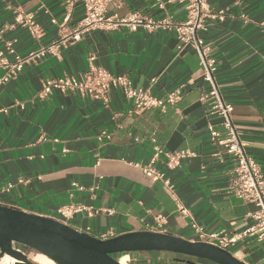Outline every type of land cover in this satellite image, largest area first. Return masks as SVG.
Here are the masks:
<instances>
[{
  "label": "crops",
  "instance_id": "0c3cea01",
  "mask_svg": "<svg viewBox=\"0 0 264 264\" xmlns=\"http://www.w3.org/2000/svg\"><path fill=\"white\" fill-rule=\"evenodd\" d=\"M161 2L163 10L154 0H118L107 9L118 17L138 12L155 20L185 19L184 4ZM207 3L224 19L208 20L200 37L215 61V79L232 106L244 150L264 173V0ZM25 15L33 18L36 37L15 22ZM82 17L79 0H0V50L11 43L25 58L59 41ZM177 46L175 34L165 30H95L54 56L31 60L1 84L0 205L55 220L59 208L83 205L96 214H76L65 224L105 240L151 231L193 242V224L228 234L250 226L255 208L231 192L235 164L209 140L207 126L215 119L200 101L206 85L199 58L191 48L179 53ZM90 56L110 74L127 76L135 88L159 99L180 90V100L164 111L134 113L119 89L110 92L108 104L59 91L40 95L47 79L82 75ZM5 71L0 68V77ZM155 146L194 153L172 170L162 156L152 165L171 190L144 172ZM230 253L246 264H264V244L254 240L238 243ZM131 264L180 263L133 254Z\"/></svg>",
  "mask_w": 264,
  "mask_h": 264
},
{
  "label": "built area",
  "instance_id": "2783aa9c",
  "mask_svg": "<svg viewBox=\"0 0 264 264\" xmlns=\"http://www.w3.org/2000/svg\"><path fill=\"white\" fill-rule=\"evenodd\" d=\"M154 1L158 8L164 9V3L161 0ZM172 1L184 4L185 6L186 16L181 22H173L169 17L155 20L142 16L138 12H131L125 17H118L116 14H110L107 9L109 4L116 5L118 0H79L83 10V17L70 32L63 34L59 41L41 47L25 58L16 54L11 43L6 44L5 48L0 50V68L6 70L4 75L0 77V86L8 82L10 78L16 76L26 63L34 59L44 58L47 55L54 56L60 48H66L67 45L77 43L84 34L91 31H111L125 27L130 31L143 29L147 32L158 30L173 32L178 40V52L181 53L187 48H191L199 58L202 70L201 80L206 85V90L202 94L200 101L206 107L208 116L215 119L214 124L207 126L209 140L213 145L222 147L224 153L235 164L231 192L237 200L255 208L254 212L250 215L252 224L238 233L228 234L223 231L218 233L204 232L202 228L193 224L192 229L195 238L193 242L210 243L229 253L238 243L244 242L247 239L264 244V173L259 165L247 156L244 150L231 117L232 106L224 101L215 79V61L208 57L209 49L200 37V34L206 31V22L208 20L222 21L224 15L222 12H213L207 0ZM15 22L27 27L31 36L36 37L38 35V29L32 17L28 15L17 16ZM51 23L55 25L56 21L52 19ZM9 56L12 57V61H9ZM94 60V56L88 58V68L78 77L63 75L45 80L40 95L47 96L53 91H59L81 98H88L102 104H108L110 92L113 89H119L123 97L132 102L134 113L150 109L164 111L167 106H173L180 100V90L172 91L161 99L156 98L151 95L149 89L133 87L127 76L112 75L95 65ZM154 82L155 79H152L151 83ZM153 150L152 158L149 165L144 168V172L151 180H160L168 190H171V186L164 179V176L156 172L152 168V165L162 156L166 167L172 170L179 167L183 161L193 157L194 153L189 150L163 152L157 146ZM19 182L21 183L22 181L19 180ZM73 185L77 186L76 184ZM11 187L12 185L8 184L5 190L8 192ZM81 213H86L87 217L90 218L96 214L95 211L83 205L63 206L57 211L58 221L65 223L72 216ZM181 213H184V210H181ZM156 223L157 227L160 228L162 219L157 218ZM13 248L16 249L17 247L13 246ZM122 259L124 260V264H131L133 253L119 254L117 261L120 263ZM0 264L24 263L4 254L0 257Z\"/></svg>",
  "mask_w": 264,
  "mask_h": 264
},
{
  "label": "water",
  "instance_id": "95a60500",
  "mask_svg": "<svg viewBox=\"0 0 264 264\" xmlns=\"http://www.w3.org/2000/svg\"><path fill=\"white\" fill-rule=\"evenodd\" d=\"M20 247L45 256L53 264H120L117 258L123 253L181 264H246L206 242L151 231L102 240L58 220L0 205V257L6 254L24 264H36Z\"/></svg>",
  "mask_w": 264,
  "mask_h": 264
},
{
  "label": "bare ground",
  "instance_id": "6f19581e",
  "mask_svg": "<svg viewBox=\"0 0 264 264\" xmlns=\"http://www.w3.org/2000/svg\"><path fill=\"white\" fill-rule=\"evenodd\" d=\"M33 262L36 264H53L49 259L41 254H37L33 259ZM121 264H124V260H120Z\"/></svg>",
  "mask_w": 264,
  "mask_h": 264
},
{
  "label": "rangeland",
  "instance_id": "374dc122",
  "mask_svg": "<svg viewBox=\"0 0 264 264\" xmlns=\"http://www.w3.org/2000/svg\"><path fill=\"white\" fill-rule=\"evenodd\" d=\"M37 254H38V253H36V252H34V251H32V250H30V251H28V252L26 253L27 257H28L29 260L32 261V262H33L32 259H33Z\"/></svg>",
  "mask_w": 264,
  "mask_h": 264
},
{
  "label": "flooded vegetation",
  "instance_id": "af4514ba",
  "mask_svg": "<svg viewBox=\"0 0 264 264\" xmlns=\"http://www.w3.org/2000/svg\"><path fill=\"white\" fill-rule=\"evenodd\" d=\"M21 248V250H23L25 253H27L28 251H30L29 249H25V248H23V247H20Z\"/></svg>",
  "mask_w": 264,
  "mask_h": 264
},
{
  "label": "trees",
  "instance_id": "16d2710c",
  "mask_svg": "<svg viewBox=\"0 0 264 264\" xmlns=\"http://www.w3.org/2000/svg\"><path fill=\"white\" fill-rule=\"evenodd\" d=\"M175 263H177V262H175ZM181 264V263H180Z\"/></svg>",
  "mask_w": 264,
  "mask_h": 264
}]
</instances>
